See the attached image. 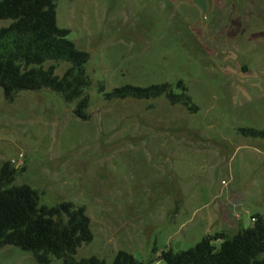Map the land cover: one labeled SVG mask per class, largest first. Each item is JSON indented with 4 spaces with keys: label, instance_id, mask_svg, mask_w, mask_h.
Listing matches in <instances>:
<instances>
[{
    "label": "rangeland",
    "instance_id": "rangeland-1",
    "mask_svg": "<svg viewBox=\"0 0 264 264\" xmlns=\"http://www.w3.org/2000/svg\"><path fill=\"white\" fill-rule=\"evenodd\" d=\"M56 23L88 54L89 117L48 90L7 101L0 88V168L22 154L15 184L84 207L78 258L167 264L150 261L264 216V137L246 133L264 130V0H57ZM161 83L197 110L99 91ZM0 264L37 263L6 245Z\"/></svg>",
    "mask_w": 264,
    "mask_h": 264
},
{
    "label": "trees",
    "instance_id": "trees-1",
    "mask_svg": "<svg viewBox=\"0 0 264 264\" xmlns=\"http://www.w3.org/2000/svg\"><path fill=\"white\" fill-rule=\"evenodd\" d=\"M57 0H0V19L12 23L0 29V88L7 101L20 91L48 90L65 102H76L74 115L87 120L91 80L86 71L88 54L75 48L67 39L68 30L56 23ZM59 64L66 68L56 74ZM106 100H155L166 98L196 111L185 92L175 94L169 83L146 87L124 85L104 92ZM264 137L263 131L250 130ZM18 170L11 162L0 168V250L13 245L30 252L37 264H105L96 256L77 257L82 245L93 234L84 207L61 202L48 207L39 204L38 192L27 185L15 184ZM229 236L216 233L202 238L185 251L165 249L152 259L167 264H264V216ZM112 264H140L125 252L118 251Z\"/></svg>",
    "mask_w": 264,
    "mask_h": 264
},
{
    "label": "built area",
    "instance_id": "built-area-1",
    "mask_svg": "<svg viewBox=\"0 0 264 264\" xmlns=\"http://www.w3.org/2000/svg\"><path fill=\"white\" fill-rule=\"evenodd\" d=\"M22 158H23V155L19 154L18 158L16 160L12 161V164L14 165V167H16V168L18 167L19 168L20 166L23 165ZM235 217L239 220V216L237 214L235 215ZM250 220H251V222H254V218L253 217H251Z\"/></svg>",
    "mask_w": 264,
    "mask_h": 264
}]
</instances>
